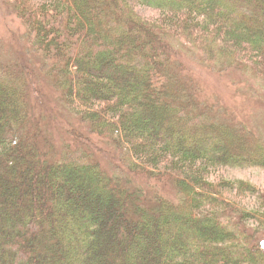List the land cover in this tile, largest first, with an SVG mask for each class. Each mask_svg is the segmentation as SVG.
I'll return each instance as SVG.
<instances>
[{"label": "trees", "instance_id": "obj_1", "mask_svg": "<svg viewBox=\"0 0 264 264\" xmlns=\"http://www.w3.org/2000/svg\"><path fill=\"white\" fill-rule=\"evenodd\" d=\"M11 1L64 107L180 199L129 187L89 152L53 159L32 128L34 72L17 65L0 76V264H264L257 208L229 201L264 191L214 179L264 168V139L205 101L184 59L264 81V0Z\"/></svg>", "mask_w": 264, "mask_h": 264}, {"label": "rangeland", "instance_id": "obj_2", "mask_svg": "<svg viewBox=\"0 0 264 264\" xmlns=\"http://www.w3.org/2000/svg\"><path fill=\"white\" fill-rule=\"evenodd\" d=\"M155 14L151 11L149 16ZM34 46L26 20L15 10V2L0 0V76L15 70L17 65H27L33 70L39 91L31 96L32 128L34 132L42 130L44 141L48 137V154L60 161L78 157L84 163L89 152L96 161L102 163L110 175L122 177L129 187H141L148 193L179 200L180 196L173 185L160 186L155 181L130 174L122 166L113 142L99 135H91L88 125L77 115L71 114L67 105L64 107L63 102H60V94L52 86L53 80L40 71L43 64ZM187 57H184L188 68L187 75L197 83L202 98L224 108L235 124L247 123L264 139V81L245 78L240 73L219 75L201 64V59ZM75 129L91 137L92 143L80 145L71 133ZM214 174V179L227 177L249 181L264 191V168H226L223 172ZM3 193L6 194L7 191ZM235 198V195H230L229 201L236 203L239 208H257L256 215L259 220L253 221L252 227L248 229L253 234L259 233V238L264 237V200L260 193H245L241 196V202ZM142 246L144 249L148 248V241L142 242Z\"/></svg>", "mask_w": 264, "mask_h": 264}]
</instances>
